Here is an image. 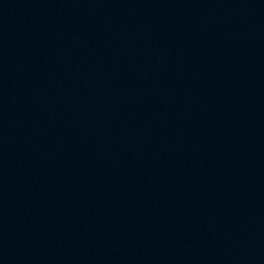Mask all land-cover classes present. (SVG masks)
<instances>
[{
	"label": "water",
	"instance_id": "95a60500",
	"mask_svg": "<svg viewBox=\"0 0 264 264\" xmlns=\"http://www.w3.org/2000/svg\"><path fill=\"white\" fill-rule=\"evenodd\" d=\"M0 264H264V0H0Z\"/></svg>",
	"mask_w": 264,
	"mask_h": 264
}]
</instances>
